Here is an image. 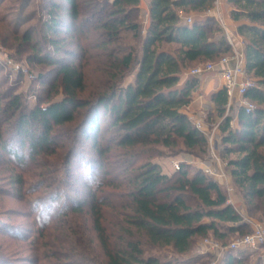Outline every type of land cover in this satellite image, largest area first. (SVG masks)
Returning <instances> with one entry per match:
<instances>
[{
	"label": "trees",
	"instance_id": "trees-1",
	"mask_svg": "<svg viewBox=\"0 0 264 264\" xmlns=\"http://www.w3.org/2000/svg\"><path fill=\"white\" fill-rule=\"evenodd\" d=\"M48 1L45 34L52 49L29 57V61L52 65V70L34 75L47 95L30 107L22 104L19 93L0 95V100H7L0 111V172L2 163L21 171L29 163L33 168L54 167V160L65 153L64 177H70L75 168L83 188L77 189L76 197L67 195L71 204L64 203L59 213L65 217L88 211L92 221L81 264H181V256L150 253L147 247L171 248L182 255L193 250L196 237L228 245L232 235L251 232L223 187L202 168L190 172L181 162L179 169L169 171L153 159L166 156L162 148L175 156L183 149L208 154L207 137L185 112L199 79L183 78V72L202 59L218 61L232 52V45L225 38L215 39L220 28L213 15L189 24L181 20L179 11H207L216 0H150L146 25L133 18L140 15L141 0H85L95 24L87 20L80 0ZM229 2L244 41L245 67L254 82L245 97L255 107L239 109L235 129L233 118L226 114V89L213 92L211 101L221 117V156L227 159L248 214L264 222V0ZM91 23L98 30L94 47L99 49L95 53L98 80L93 86L86 67L95 55L92 46L83 43ZM31 37V32H25L21 45L31 44L41 51ZM74 42L77 50L69 47ZM164 44L174 46L167 49ZM132 72L134 79L126 83ZM49 74H55L52 83ZM87 140L91 152L83 148ZM116 156L119 159L112 160ZM141 158L147 160L137 164ZM120 168L117 176H111ZM9 170L11 188L0 186V194L25 200L23 172ZM51 179V183H46L48 178L39 183L51 188L43 196L48 209L62 197L58 177ZM16 227L0 216V236L16 241ZM250 255L227 249L224 264H246ZM18 263L0 252V264ZM258 264H264L263 258Z\"/></svg>",
	"mask_w": 264,
	"mask_h": 264
},
{
	"label": "rangeland",
	"instance_id": "rangeland-1",
	"mask_svg": "<svg viewBox=\"0 0 264 264\" xmlns=\"http://www.w3.org/2000/svg\"><path fill=\"white\" fill-rule=\"evenodd\" d=\"M54 1L64 2V0ZM80 3L82 10L87 14V20H93L94 23L95 19L90 17L91 14L89 12L91 9L85 5V0H80ZM141 7H145V3L142 0ZM49 10L50 2L48 0H0V95L3 94L7 96L10 93H19L22 99V104L25 107H30L31 105L40 102L41 99L39 98L44 99L47 95V90L43 88L41 81L36 80L34 75L52 70V65L50 63L29 61V57H31L32 54L36 55L38 53L39 55H43L44 50L47 51L52 49L47 43V36L45 34V21L48 18ZM142 12V9H140V15L138 17L134 15L133 18H137L139 21H144ZM191 17L193 20L199 19L198 16ZM93 23L89 25L91 31L88 32V37L83 40V43H89L90 46H92L91 52L95 55L93 63L86 67L90 86H93L98 80L96 78L98 73L95 71L97 61V54L95 53H97L99 49L94 47L96 39L95 34L98 30L92 29ZM143 23H145V21ZM25 32L32 33V44L39 42V45L42 48L41 51H35V49L31 47V44L26 43L21 45V37H23ZM222 32L223 31L220 30L215 36ZM225 36L226 40L229 42V39H227L229 35L225 33ZM230 37L232 38V36ZM239 44L240 46L244 45V41L239 42ZM173 46L174 45L169 44L162 45V47L167 49H172ZM69 47L74 48L75 50L78 49L75 42L74 44H70ZM59 54L65 56L62 51H60ZM208 61L217 62V59H202L191 63L185 68L183 78L197 77L191 74L192 68ZM214 72L217 71L204 72L200 77H197L199 82L196 90L199 89L198 91L204 94L203 108L194 111L186 108V111L192 120H201L204 134L208 139V154L202 156L198 154L197 150L195 152H190L187 149H183L180 151L179 155L175 156L172 154L169 155V149L162 148L166 153V156L153 157V159H159L163 162L165 164V170H174L175 166L173 162L177 161L180 164L181 162L187 164L190 172L202 168L205 173L214 179L217 177L229 179L231 177L230 167L227 166V159L221 156V150L224 147L219 128L221 117L216 113L215 106L211 101L210 92L206 94L200 90V78ZM249 77L251 78V76ZM48 78L49 83H52L55 79V74H49ZM133 79L134 72L127 76L126 83ZM6 102V99L0 100V111ZM230 102L232 105L228 107L226 114L233 118L231 124H234V120L241 107L239 106L238 100L231 99ZM83 148L85 151L91 152V141L87 140L84 143ZM64 155L65 153L59 160L57 158L54 160V158L51 157V160H54V163H57L54 167L44 165L42 167L37 166L33 168L34 165L29 163L25 171H21L19 168L13 167L10 164L2 163V171L0 172L1 187L11 188L8 183L10 168H14L15 172H23L24 178L27 181L24 187V192L26 193L25 200L5 195V193L0 194V216L7 217L9 221L16 223V232L19 234V237H15L16 241H12L11 238H6V235L0 236V252H4L6 255L13 257V259L19 262L18 264H81L83 262V254H87L83 246L87 243L86 238L92 227L89 212L68 213L65 217L61 216L59 213L60 209H65L66 206H64V203L71 204V201H68L69 199L67 198V195L76 197L77 189L83 188V183L79 179V172L75 168L72 169V175H70V177H64ZM230 156L232 157L234 155ZM118 159L119 157L116 156L113 157L112 160ZM51 160L49 162H52ZM146 160L147 159L144 158L138 159L137 164L143 163ZM54 168L57 169V171H53ZM120 170L122 171V168L114 170L113 173H111V176H117L121 172ZM40 172L43 174L39 175ZM33 173H35V175H33ZM52 176L58 177L56 185L60 184L62 197L52 203V205H50L51 208L48 209L44 204L46 200L43 196L46 195L51 188L46 185L40 187L39 183L47 178L48 180L46 183H51L53 181V179H51ZM221 186L225 190L228 198L230 195L231 197L234 195L241 196L232 182H227ZM109 189L118 191V188L115 187ZM29 190L35 191L29 193ZM42 197L43 199H40ZM39 199L41 202L40 204H42L40 205V210L37 209ZM188 201L190 204L196 203V200L193 199H188ZM8 209H12L10 211L11 213L8 212ZM87 209L88 208L85 210ZM238 209L243 215H245V217H247V219L259 222L254 215L248 214L244 200L243 205H241V207L238 206ZM260 223L264 224L263 221ZM238 237V235H232L230 241H233ZM202 240V238L196 237L193 250L182 255L174 254L171 248H153L149 246L147 248L150 253L162 256L168 255L172 258L181 256V264H199L198 261H202L206 257L204 254L200 255L193 251L194 247H198ZM254 260L255 257H252V259L246 264H254Z\"/></svg>",
	"mask_w": 264,
	"mask_h": 264
},
{
	"label": "built area",
	"instance_id": "built-area-1",
	"mask_svg": "<svg viewBox=\"0 0 264 264\" xmlns=\"http://www.w3.org/2000/svg\"><path fill=\"white\" fill-rule=\"evenodd\" d=\"M217 7H219L218 2ZM184 21L191 24L193 19L191 16H185ZM228 39L229 43L233 46V51L230 54L223 55L217 62L208 61L195 66L192 68L191 74L194 76H200L204 72L218 70L223 80V87L226 89L229 97L228 107L232 104L230 100L234 99L239 101L240 107H244L246 111H251L254 109L255 105L245 97V94L250 87L254 86V82L248 76V72L245 67L243 50L235 47V43L230 36ZM192 121L197 128L204 132L201 120L196 121V119H193ZM173 163L175 169L180 168L179 162L174 161ZM246 221L251 226V232L239 236L228 245H223L221 242L213 238H205V251H211L220 257L227 249L243 250L247 252L258 249L264 250V224L251 219ZM209 264L221 263H219L216 259L212 260Z\"/></svg>",
	"mask_w": 264,
	"mask_h": 264
},
{
	"label": "crops",
	"instance_id": "crops-1",
	"mask_svg": "<svg viewBox=\"0 0 264 264\" xmlns=\"http://www.w3.org/2000/svg\"><path fill=\"white\" fill-rule=\"evenodd\" d=\"M142 1H144V3H145V7L144 8L141 7V9L143 11L142 15L144 16V21H145L144 24H147L148 15H149V6H150L151 1L150 0H142ZM217 2L219 3V7H217ZM233 8H234V6L229 2V0H216L215 6L210 10L203 11V12L193 11V10L189 11V12H185V11L180 10L179 14L181 16L182 21L185 20V16H195V17L198 16V18L203 19L208 15H213L216 19V22H217L220 30L223 31L219 35L215 36V39L216 40H220L222 38L226 39L225 33H227L229 36H232V38L231 37L230 38L234 41L235 47H238L239 49L244 50V45L240 46V44H239V42L243 41V38L239 35V33L237 31L239 22L235 21L231 16V11ZM232 50H233V47H232ZM214 71H217V72H214L210 75H206V76H203L200 78V86H201L200 90L202 92H205L206 94H208L209 92H210V94H212L213 92H216L219 89L223 88V80L221 78L220 72L218 70H214ZM198 90L193 92V99L187 107L191 111H194V110L199 109V108H203V106H204V102H203L204 101L203 100L204 94ZM185 112L188 114V112L186 110H185ZM232 126L235 129L239 128V120H238L237 116H236V118L234 120V124H232ZM215 180L218 181L219 184H221V185H224L227 182L228 183L232 182L234 184L232 176L229 179L217 177ZM234 186H235V184H234ZM228 202H230V204L232 203V205L234 204L233 205L234 208L241 214V216L245 220H248L247 217H245V215H243V213H241V211L238 209V206L241 207V205H243L242 196L234 195L233 197H231V195H230L228 198ZM205 249H206V246L204 244V239H203L198 247H194L193 252L200 254V255L204 254L206 258L203 260H207V262H208L207 264H209L212 260H216V259L219 263L224 264L223 254L220 257H218L217 254H215L211 251L206 252ZM248 252L251 253L250 259H252V257H255L254 264H258V262L261 258H263V260H264V250L263 249H258V250L248 251Z\"/></svg>",
	"mask_w": 264,
	"mask_h": 264
},
{
	"label": "water",
	"instance_id": "water-1",
	"mask_svg": "<svg viewBox=\"0 0 264 264\" xmlns=\"http://www.w3.org/2000/svg\"><path fill=\"white\" fill-rule=\"evenodd\" d=\"M223 264V263H222Z\"/></svg>",
	"mask_w": 264,
	"mask_h": 264
}]
</instances>
